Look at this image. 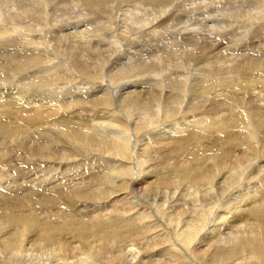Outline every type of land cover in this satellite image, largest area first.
Instances as JSON below:
<instances>
[{"label":"bare ground","instance_id":"1","mask_svg":"<svg viewBox=\"0 0 264 264\" xmlns=\"http://www.w3.org/2000/svg\"><path fill=\"white\" fill-rule=\"evenodd\" d=\"M33 1L28 7L4 1L12 6L6 17L18 19L15 27H0V79L17 77L19 88L0 93V132L7 139L21 131L26 140L37 134L40 142L29 145L25 138L12 140L45 162L43 170L33 169L40 166L35 162L33 170H19L22 179L0 171V264H39L46 255L68 264L65 257L72 254L80 263L92 257L97 262L104 254L131 246L129 242L165 257L154 264H264V0H244L253 13H242L239 7L230 14L234 6L228 5L229 20L240 17L248 23L229 38L230 22L213 21L208 27V16L202 19L205 25L184 28L181 36L167 32L168 24L160 34L178 0H141L149 8L161 3L165 11L153 20L136 19L134 11L126 14L134 17L125 18L128 25L112 46L101 44L105 28L100 24L106 23L109 33L118 21L113 16L97 22L100 29L93 28L92 15L87 19L89 14H83L80 28L59 33L49 3ZM104 2L111 3L70 0L78 9ZM193 7L203 12L209 6L192 3L188 13ZM26 16L35 22L40 18L38 25H48L47 30L22 21ZM202 26L213 37L197 35V42ZM44 30L49 37L40 34ZM127 34L133 37L130 43ZM170 34L172 46L183 42L191 49L184 48L182 55L169 50L171 60L157 54L145 61L135 49L139 45L127 46ZM177 66L175 77L161 78ZM192 68L196 78L186 75ZM75 78L87 82L78 84ZM96 79L107 83L99 88ZM79 85L85 87L79 90ZM79 156L84 158L77 160ZM168 197L174 201L171 211H164L157 201ZM143 199L158 209L157 221L152 204ZM240 224L246 226L243 231H233ZM228 232L232 240L214 246ZM31 254L34 261H29ZM116 256L113 263L122 264L123 258Z\"/></svg>","mask_w":264,"mask_h":264},{"label":"rangeland","instance_id":"2","mask_svg":"<svg viewBox=\"0 0 264 264\" xmlns=\"http://www.w3.org/2000/svg\"><path fill=\"white\" fill-rule=\"evenodd\" d=\"M4 1L5 0H0V12H2V14H0V27L2 28V27H4V26H7V27H12V26H14L15 24H14V22L16 21V19H18V18H16V19H10V18H7L6 16L9 14H11L12 13V6L9 4H7V5H5L4 4ZM46 2H47V4H48V12L49 11H51L50 13H53V15H52V19L55 21L56 19H57V21H55L54 22V25H56V26H58L59 28H58V30H59V33H71V32H73L72 30H76V28H80L79 27V25L81 26V24H80V20H81V17H79V16H82L83 14H89L86 18L88 19L89 18V16H91L92 15V17H90L89 19L91 20V18L92 19H94V20H92L93 22H94V25H93V28H94V26L95 27H99L100 29L102 28V27H104L105 29L108 27L107 26V24L106 23H103V24H100V22H103L102 20H107V19H109L108 17V15H110V16H113L112 18L114 19H116V20H118V21H116V22H114V25H115V27L113 26V28H112V30H109L110 32L109 33H107V32H105L104 30L103 31H101L102 32V36H103V38H102V40H101V44L104 46V44H106L107 46H110L114 41H115V39H116V37H118V38H121L120 36H118V34H120L121 32H124L125 31V29L123 30V27H127V25H128V22L127 21H125V18L126 19H129L130 17L132 18V17H134V15L133 16H131V15H126V14H130V13H132L133 11V14L134 13H136L138 16H136V14H135V16H136V19H139V18H144V16H146L147 17V19L149 18V19H156L157 17H161L162 16V14H163V12L165 11V9H163L161 6H160V4L161 3H157V4H155V6L153 5V8H149L148 6H146V4H144L143 3V1H141V0H108L109 2H111V3H109V4H107L108 6H105L106 5V3L104 2V3H102V4H100V5H98V6H95V8L93 7V6H90V7H84L83 5L81 6V7H79V9L78 8H76V6H73L72 4L73 3H71L70 4V0H45ZM53 1V2H52ZM179 1V0H178ZM178 1H175V2H173L172 4L174 5V8L176 9V11L173 13L174 15H172V17H170L169 18V22H167V23H163L159 28H160V31H159V33L161 34V30L168 24V25H170L169 26V28L167 29V32H168V30H169V33H174V34H176V36L177 35H179L180 34V36L182 35V34H184L186 31H189V30H193V29H197L198 28V26H197V28H196V24L197 25H199L200 23H203V25H205L204 23V21L202 20V19H204L206 16H208L209 18H207V23H206V25H208V27H211L212 26V24H213V21H215V22H217V23H221V24H227L226 26H229V25H232L231 27H233L232 28V30L233 31H229V33H228V38L229 37H231V36H235V37H237L236 35H238L241 31H243V29L244 28H242V26H244V24L246 25V24H248V23H246L244 20H241L240 19V17H238V19L237 20H233V21H231V20H229V15L226 17L225 15H227L228 13H230L231 11V13L230 14H232L233 12H235L236 10L237 11H240V8H242L243 10H244V8L243 7H245V11H243L242 9V11H240V12H242V13H244V12H248V10H251L252 11V8H250V9H247V7L249 6V7H251L250 6V4H245L244 3V0L242 1V0H239V1H242V4H240V2L238 1V0H235V1H237V2H235V1H233V0H216V2H214V0H180L179 2ZM256 1V0H255ZM34 1L33 0H13V2L12 3H14L15 5L17 4V7H18V5H24V6H31L32 4H34L33 3ZM113 2V3H112ZM201 2V3H200ZM205 3V2H207L208 3V6L209 7H205V12L203 13V12H200V10H194V7H193V12H191V13H188V11H187V9H189V7H191L192 6V3H194V6H202V4L203 3ZM231 2V3H230ZM218 3V4H217ZM68 4V5H67ZM159 4V5H158ZM176 4V5H175ZM222 4L224 5V6H222ZM234 6V7H232V5ZM35 5V4H34ZM65 5H67V6H65ZM219 5V6H218ZM231 6L232 8H233V10H229V6ZM238 5V6H237ZM63 6H65V8L63 7ZM72 6V7H71ZM114 6V7H113ZM176 6V7H175ZM216 6H218L217 8H216ZM221 6V7H220ZM242 6V7H241ZM97 7V8H96ZM105 7V8H104ZM222 9H220V8ZM240 7V8H239ZM248 7V8H249ZM64 8V9H63ZM69 8V9H68ZM71 8V9H70ZM80 8H82V9H80ZM84 8V9H83ZM100 10H99V9ZM110 10H109V9ZM221 11H223V12H221L220 13V10ZM223 8H224V10H225V12H224V10H223ZM62 9V10H61ZM94 9H96V10H94ZM145 9V11H143ZM218 9V10H217ZM235 9V10H234ZM54 10V11H53ZM92 11V12H90V11ZM102 10V11H101ZM108 10V11H107ZM137 10V11H136ZM247 10V11H246ZM53 11V12H52ZM71 13H69V12ZM101 11V12H100ZM113 11V12H112ZM160 11H162V13H160ZM183 11V12H182ZM218 11V12H217ZM236 11V12H237ZM253 11H256L257 12V10H254L253 9ZM9 12V13H8ZM47 12V13H48ZM108 12V13H107ZM141 13V14H139V13ZM208 12V13H207ZM7 13V14H6ZM93 13V14H92ZM100 13H103V14H100ZM105 13H107V14H105ZM111 13V14H110ZM192 13H195V15H193ZM219 13V14H218ZM242 13H239V14H241L242 15ZM248 13H253V12H248ZM255 13V12H254ZM78 14H80V15H78ZM98 15V17H97V15ZM105 14V15H104ZM205 14H207V15H205ZM224 14V15H223ZM246 14V13H245ZM21 15H24V14H21ZM94 15V16H93ZM100 15V16H99ZM121 15V16H120ZM124 15H126V16H124ZM201 15V16H200ZM223 15V16H222ZM40 16V15H39ZM106 16H107V18H106ZM152 16H153V18H152ZM186 16H191V17H193V18H189L190 20H191V22L190 23H188V22H186ZM218 16V17H217ZM94 17V18H93ZM105 17V18H104ZM204 17V18H203ZM215 17H217V18H215ZM12 18V17H11ZM172 18V19H171ZM213 18H214V20H213ZM23 20L22 21H24V22H28L29 24H33V25H38L39 23H40V18L35 22V20L33 19V20H31L32 18L30 17V16H26L25 18H22ZM101 19V20H100ZM121 19V20H120ZM122 19H124V21H122ZM194 19V20H193ZM218 19V21H216ZM14 20V21H13ZM110 20V19H109ZM151 20V21H152ZM205 20V19H204ZM199 21V22H198ZM234 21H236V23L234 22ZM242 21H244L243 23H242ZM33 22H35V23H33ZM102 26H100L98 23ZM121 23V25H119L120 23ZM124 22V23H123ZM127 22V23H126ZM230 22V23H229ZM56 23V24H55ZM97 23V25H95ZM122 23L123 24H125V25H122ZM228 23H229V25H228ZM233 23V24H232ZM241 23V24H240ZM234 24H235V26H234ZM237 24V25H236ZM240 24V25H239ZM23 25V24H22ZM22 25L20 26V27H22ZM104 25V26H103ZM167 25V26H168ZM42 26H44V25H38L37 26V28H39L40 27V29H41V27ZM48 25H45L43 28L45 29V30H47V27ZM105 26H107V27H105ZM117 26V27H116ZM119 26V27H118ZM123 26V27H122ZM15 27V26H14ZM71 27V28H70ZM173 28V30L171 29V28ZM205 26H202L201 27V29L202 30H204V31H202L200 28V30H201V32L199 31V32H197V33H199V34H196V36L197 35H203V36H212L213 37V33H211V31H210V29L209 28H207V29H209V30H207L206 28H204ZM34 28L36 29V27L34 26ZM33 28V29H34ZM42 28V29H43ZM70 28V29H69ZM186 29V31L184 32V30L183 29ZM121 31H120V30ZM171 29V30H170ZM238 29H240L241 31H239ZM255 29V28H254ZM41 31V33H40V31H38L40 34H43L44 35V32H46L45 33V35H44V37H49L48 35L49 34H47V31ZM106 30H108V29H106ZM176 30V32H173V31H175ZM207 30V31H206ZM111 31H112V33H111ZM183 31V32H182ZM34 32H35V30H33V35H37L38 36V33H36L35 32V34H34ZM118 32V33H117ZM166 32V33H167ZM53 33V32H52ZM174 34H172V35H174ZM216 34V33H215ZM43 35H42V37H43ZM47 35V36H46ZM96 35H98V32L96 33ZM96 35H94L93 33H91V36H94V38H96ZM129 35H132L133 36V33L132 34H130L129 33ZM123 36H126L125 34L123 35ZM132 36H130V37H132ZM165 37H163V38H159V39H156V38H152V37H149V38H145L144 37V39L142 38V40H144L143 42H140V43H137V44H135L136 43V40L135 41H133L131 44H127V46L129 45V46H136V45H139L140 47H136L135 49H138V54H140V55H142V56H140V59L141 60H152V58H155V56L154 55H159V56H166L165 58H167V59H169V57L168 56H171L172 54H171V50L172 51H175V52H179V54L178 53H176L177 55H182L183 54V52L182 51H184V48L185 49H191V47L189 46L188 48H187V45H185V44H183V42L181 43V44H177V45H175V46H172V42L171 41H174V38L171 36V34L170 35H164ZM215 36V35H214ZM43 37V38H44ZM128 37V38H127ZM127 37L125 38L126 39V42H128L129 41V39H130V37L128 36V34H127ZM134 37V36H133ZM132 37V38H133ZM170 37H172L171 39H169ZM198 37L199 36H197L195 39H196V41L198 40ZM225 37H227L226 36V34H225ZM107 40H106V39ZM131 38V39H132ZM215 38V37H214ZM114 39V40H113ZM140 39V38H139ZM138 39V40H139ZM128 40V41H127ZM217 40H219V37H217ZM118 41H121V39H118ZM117 41V42H118ZM139 41H141V40H139ZM0 42H1V40H0ZM125 42V43H126ZM197 42H199V41H197ZM128 43H130V41L128 42ZM110 44V45H109ZM102 46V47H103ZM112 46V45H111ZM194 47H195V45H193ZM102 47H101V49H102ZM140 48V49H139ZM183 48V49H182ZM4 48L2 47V49L1 50H3ZM103 49H104V47H103ZM179 49H181V51H178ZM141 52H140V51ZM170 50V51H169ZM169 52V53H168ZM92 53V52H91ZM211 56V54H209V56L208 57H210ZM214 57V56H213ZM212 58V57H211ZM169 60H171V57H170V59ZM2 61H3V59H2ZM2 61L0 62V75L1 74H3L4 73V68H3V66H4V64H2ZM210 62H213L212 64H213V66H216V61L215 60H213V59H211L210 60ZM186 67H188V66H186ZM157 68H159V67H157ZM172 69L171 70H169V71H165V73L164 74H160V76H161V78L163 79V80H167L168 78H173V77H175V74L178 72V68H179V66H177V69L175 68V70L173 69V67H171ZM183 68H181L180 70H179V72H183L184 70H182ZM192 70H193V68H192ZM191 70V71H192ZM159 72H160V70H159ZM172 72V73H171ZM176 72V73H175ZM188 73V74H187ZM186 73V75H188V76H190V78H196V72L193 70L191 73L190 72H187ZM192 73H194V74H192ZM22 75V74H21ZM163 76H165L164 78H163ZM167 76H169V77H167ZM193 76H195V77H193ZM21 77V76H20ZM26 77L27 76H25V79H26ZM221 77H223L222 75H221ZM22 78H24L23 76H22ZM82 78V77H81ZM81 78H75V79H77V80H75V82L76 83H78V81H79V83L78 84H80V81L82 80ZM160 78V77H159ZM165 78H167V79H165ZM181 78V77H180ZM17 79H19V78H17V77H13V79H11V80H8V82H4V80L2 81V79H0V93L2 92V93H8V91L7 90H9L10 92V94H12V93H14V92H16V88L18 87L19 88V84H16L15 82H16V80ZM25 79H23V81L25 82ZM216 79V78H215ZM95 82H94V84L95 85H98L99 86V88L100 87H104V85H105V83H107V81L106 82H100L99 80H94ZM74 82V83H75ZM87 82V80H82L81 81V84H84V83H86ZM167 82V81H166ZM3 83V84H2ZM75 83V84H76ZM214 84H216L217 85V83H214ZM17 85V86H16ZM68 86H72V84H68ZM74 86V85H73ZM72 86V87H73ZM218 86L219 85H217V86H214L215 88H218ZM85 87V86H84ZM83 85L82 86H80L79 85V87H77L79 90H82L83 88ZM216 94V93H215ZM209 97V96H208ZM6 98V96H3L2 97V99H5ZM182 106H184L185 107V105H182ZM214 114H211V115H215V112H213ZM23 132L21 131V132H19V133H17V134H15V136L14 137H12V139H14L15 141L17 140V138L18 139H23V138H25V140H26V136H27V138H28V135H25V137H22L23 135ZM2 134H1V132H0V154H2V155H0V160L1 161H4V164L6 165H2V167L0 166V171L1 170H4V172L5 171H8L9 172V174L11 175V178L14 176V178H18L17 176H20L21 178L20 179H22L23 178V175L21 176V174H19V173H22V172H18L19 170H22V169H24V170H26V168H27V170L28 169H31V170H33L34 168H35V170L36 171H38V170H40V168H41V170H43L42 169V167L43 166H41L42 165V163L43 162H45V160H43L44 158L43 157H40V158H36V157H31V154L27 151V149L26 148H28V146L25 148H23V149H21V148H18L17 146H15L16 145V143H14L13 142V140L11 139V138H8L7 139V137H9V135H7V137L5 136V138H3L4 137V135L3 136H1ZM19 135H20V137H19ZM37 135V134H36ZM36 135H31V134H29V139H27L26 141H28V143H26V145H29V144H31L33 141H39V140H37V136ZM31 136V137H30ZM16 138V139H15ZM31 139V140H30ZM43 140V139H42ZM18 141H20V140H18ZM40 142V141H39ZM26 151V152H25ZM11 153V154H10ZM29 153V154H28ZM78 157V156H77ZM77 157H75L74 159H71V160H69V163H73V160H75L76 161V158ZM4 158V160H2ZM6 158V159H5ZM35 158V159H34ZM82 158H84V157H82ZM82 158H81V156H79V158L77 159V160H82ZM86 158V157H85ZM87 158H90V157H87ZM31 162H35V164L36 163H40V166H35V167H33V169L30 167V165H31ZM27 166H29V167H27ZM36 167L37 168H39V169H36ZM76 167V166H75ZM60 169H63V168H60ZM58 171H59V169H58ZM7 172V173H8ZM40 172V171H39ZM42 172V171H41ZM16 176V177H15ZM239 189L241 190V188H238V191H239ZM247 191V190H246ZM235 197V196H234ZM169 199H170V201H169ZM143 200H145V201H147L145 204H152V208L150 209V212H151V214H152V216H154L153 217V219H155L156 221L158 220V218H160L161 217V215L158 213V209L156 210V211H154V209H155V207H154V205H153V203H151L150 202V199H143ZM159 201H157V204H159L158 206L160 207V209H162V210H166V211H171L170 209H169V207H170V203L172 202V201H174L171 197H168V200L167 201H165L164 200V198H162L161 200L160 199H158ZM160 202V203H159ZM166 202V203H165ZM143 204H144V202H143ZM144 204V205H145ZM163 204V205H162ZM156 205V204H155ZM161 210V211H162ZM178 209H175V210H173V212L174 211H177ZM146 211V210H145ZM182 212H179V214H181ZM157 217V218H156ZM161 223V222H160ZM163 223H165L164 221H163ZM164 225V227L166 228V223L165 224H163ZM241 228H240V227ZM237 225V227H238V229H233V231H239V230H241V231H243V228H242V226L243 227H246L244 224H240V225ZM206 228H207V230H209V227L208 226H205L204 227V232H207L206 231ZM224 232H227V231H224ZM231 232V231H230ZM230 232H228V234H225V235H221V238L222 239H220V241H218L217 242V244H216V242L214 243L215 245L214 246H224L225 244H224V242L227 244V243H229L231 240H232V236H233V234H232V236H231V234H230ZM234 237V236H233ZM230 238H231V240H230ZM227 241V240H230V241H225V240ZM224 242H223V241ZM221 242V243H220ZM222 242H223V244H222ZM131 243V244H130ZM133 244V245H132ZM122 245V244H121ZM124 245H126V244H124ZM123 245V246H124ZM129 245H131V246H128V247H123L122 249L121 248H118L119 250L121 249V251H117V252H111V253H108V254H104L102 257L100 256V260L99 261H94L93 260V258H95V257H92V258H88V259H86V261H84V262H77V260H76V258H70L73 254L72 253H70V252H67V255H71L70 257H65V259L66 258H68V260L66 261V262H68V264H95V262H96V264H114L115 262V259H113V258H115V256L116 257H120V258H123V260L124 261H122V264H154V261L155 260H158L160 257V253H156L155 251H153V252H151V251H146V250H144V248H143V246L144 245H137L136 243H133V242H129ZM227 246V245H226ZM199 247V246H198ZM128 248V249H127ZM200 248V247H199ZM199 248H196L197 249V252L199 251ZM145 251H146V253H145ZM149 253V254H148ZM155 253V254H154ZM199 253V255H202V254H204V252L202 251H199L198 252ZM152 256H151V255ZM44 255V254H43ZM64 255V254H63ZM62 255V256H63ZM32 256V257H31ZM31 256L29 255V261L30 260H33L34 261V257L33 256H35V255H33V254H31ZM159 257V258H158ZM31 258V259H30ZM49 258V259H48ZM112 258V259H111ZM163 258V260L162 261H166V259H165V257H161L160 258V260ZM53 259V257L52 256H50L49 255V257L46 255V256H42V257H40V263L41 264H45L46 262H47V264H62L63 263V261H58V262H56L55 260H52ZM83 259V258H82ZM2 260V259H1ZM49 261V262H48ZM76 262V263H75ZM114 262V263H113ZM39 263V262H38ZM39 263V264H40ZM167 264H171V263H167ZM196 264H201L199 261H197L196 262Z\"/></svg>","mask_w":264,"mask_h":264}]
</instances>
